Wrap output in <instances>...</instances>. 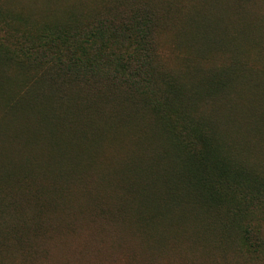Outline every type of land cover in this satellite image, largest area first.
Here are the masks:
<instances>
[{
  "label": "trees",
  "instance_id": "1",
  "mask_svg": "<svg viewBox=\"0 0 264 264\" xmlns=\"http://www.w3.org/2000/svg\"><path fill=\"white\" fill-rule=\"evenodd\" d=\"M5 2L0 264H264V0Z\"/></svg>",
  "mask_w": 264,
  "mask_h": 264
},
{
  "label": "rangeland",
  "instance_id": "2",
  "mask_svg": "<svg viewBox=\"0 0 264 264\" xmlns=\"http://www.w3.org/2000/svg\"><path fill=\"white\" fill-rule=\"evenodd\" d=\"M1 2H2L3 7L6 8L7 5H6L5 0H1ZM169 46H170L169 53L171 54L172 59L175 60V61L179 59V56L182 57V56H184L186 54V52H184V48L185 47L183 46L184 47L183 48V47L174 46L171 39L169 40ZM185 50H186V48H185ZM227 254H228V255H226L227 257H229V256L232 257V263L231 264H247V263H244L241 259L238 258V257H241V255H238V257H237L235 253H234V255L230 254V253H227ZM249 259H251V258L249 257ZM250 261L251 262H249V264L250 263H255L257 260H250ZM15 262H17V260ZM157 264H166V262L163 261V262L157 263Z\"/></svg>",
  "mask_w": 264,
  "mask_h": 264
},
{
  "label": "bare ground",
  "instance_id": "3",
  "mask_svg": "<svg viewBox=\"0 0 264 264\" xmlns=\"http://www.w3.org/2000/svg\"><path fill=\"white\" fill-rule=\"evenodd\" d=\"M240 103H241V102H240ZM243 103H244V102H242V104H243ZM237 104H238V103H237ZM246 105H247V104H246ZM243 106H244V105H243ZM233 109H234V108H233ZM243 111H244V110H243ZM248 111H249V110H248ZM248 111H247V112H248ZM261 139H262V138H261Z\"/></svg>",
  "mask_w": 264,
  "mask_h": 264
}]
</instances>
